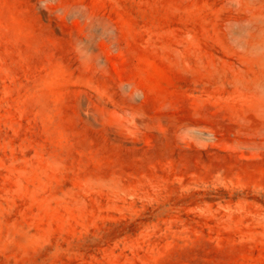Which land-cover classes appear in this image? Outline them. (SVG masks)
<instances>
[{"label": "rangeland", "instance_id": "374dc122", "mask_svg": "<svg viewBox=\"0 0 264 264\" xmlns=\"http://www.w3.org/2000/svg\"><path fill=\"white\" fill-rule=\"evenodd\" d=\"M0 264H264V0H0Z\"/></svg>", "mask_w": 264, "mask_h": 264}]
</instances>
